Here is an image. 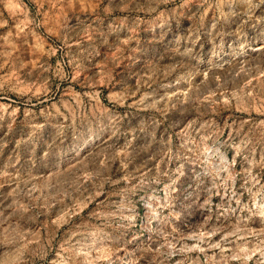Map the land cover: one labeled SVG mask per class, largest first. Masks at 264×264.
I'll return each mask as SVG.
<instances>
[{
	"label": "rangeland",
	"instance_id": "374dc122",
	"mask_svg": "<svg viewBox=\"0 0 264 264\" xmlns=\"http://www.w3.org/2000/svg\"><path fill=\"white\" fill-rule=\"evenodd\" d=\"M0 264H264V0H0Z\"/></svg>",
	"mask_w": 264,
	"mask_h": 264
},
{
	"label": "bare ground",
	"instance_id": "6f19581e",
	"mask_svg": "<svg viewBox=\"0 0 264 264\" xmlns=\"http://www.w3.org/2000/svg\"><path fill=\"white\" fill-rule=\"evenodd\" d=\"M148 214V213H147Z\"/></svg>",
	"mask_w": 264,
	"mask_h": 264
}]
</instances>
